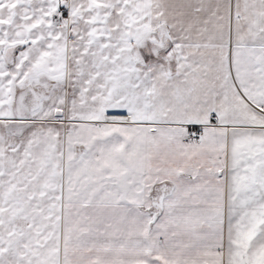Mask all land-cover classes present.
<instances>
[{"label": "snow or ice", "instance_id": "1", "mask_svg": "<svg viewBox=\"0 0 264 264\" xmlns=\"http://www.w3.org/2000/svg\"><path fill=\"white\" fill-rule=\"evenodd\" d=\"M0 264H264V0H0Z\"/></svg>", "mask_w": 264, "mask_h": 264}]
</instances>
